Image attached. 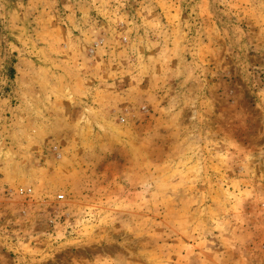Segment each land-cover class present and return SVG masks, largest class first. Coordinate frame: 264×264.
<instances>
[{"label": "rangeland", "instance_id": "1", "mask_svg": "<svg viewBox=\"0 0 264 264\" xmlns=\"http://www.w3.org/2000/svg\"><path fill=\"white\" fill-rule=\"evenodd\" d=\"M0 264H264V0H0Z\"/></svg>", "mask_w": 264, "mask_h": 264}, {"label": "built area", "instance_id": "2", "mask_svg": "<svg viewBox=\"0 0 264 264\" xmlns=\"http://www.w3.org/2000/svg\"><path fill=\"white\" fill-rule=\"evenodd\" d=\"M19 193L22 195H28V194H30V193H32V189H25V188H23V189H20L19 190ZM60 199L62 198V197H59Z\"/></svg>", "mask_w": 264, "mask_h": 264}]
</instances>
